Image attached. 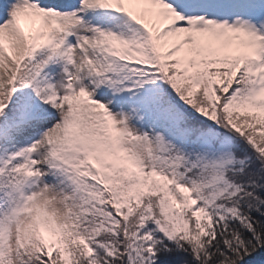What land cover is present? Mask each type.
Listing matches in <instances>:
<instances>
[{
    "label": "snow or ice",
    "instance_id": "snow-or-ice-1",
    "mask_svg": "<svg viewBox=\"0 0 264 264\" xmlns=\"http://www.w3.org/2000/svg\"><path fill=\"white\" fill-rule=\"evenodd\" d=\"M0 264H264V0H0Z\"/></svg>",
    "mask_w": 264,
    "mask_h": 264
}]
</instances>
